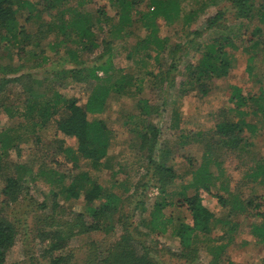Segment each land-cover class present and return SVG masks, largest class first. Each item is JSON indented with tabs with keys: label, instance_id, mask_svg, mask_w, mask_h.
I'll use <instances>...</instances> for the list:
<instances>
[{
	"label": "rangeland",
	"instance_id": "374dc122",
	"mask_svg": "<svg viewBox=\"0 0 264 264\" xmlns=\"http://www.w3.org/2000/svg\"><path fill=\"white\" fill-rule=\"evenodd\" d=\"M30 1L36 5L34 11L29 14V11L22 10L18 22L25 28L33 44V37L39 34L37 32L46 29L45 24L41 27L36 13L41 16V21L56 22V17L51 16L55 15L59 8H48L45 0ZM74 1L68 0L67 3L75 5ZM251 1H253L250 12L252 19L246 17L237 19L231 4L223 0H217L214 4H210L208 0H182L180 16L177 20L167 23L162 18L157 19L158 35L167 39L169 44L167 50L170 51L175 47L178 49L172 59L167 54L161 56V62L165 67L170 62L176 66V71L170 73L174 78L172 84L167 82L158 86V83H153L152 76H148L146 72L155 73L158 69L151 64L142 65L132 52V47L147 33L141 26L142 22L137 20L139 13L151 7L150 0L137 3L132 13L134 23L127 28L125 34L114 30L113 25H116V22L108 25L102 23L101 29L94 25L93 31L96 33L99 47L91 53H82L77 45L70 42L60 45L55 51L50 49L48 43L57 42L54 34L43 36L39 47L29 44L25 46L27 53L31 51L38 54L30 60L24 59V50L22 57L15 54L17 50L12 47L0 50V64L11 65L12 68L23 67L19 73L6 77H24L22 82L11 84L0 96V131L8 129L10 136L19 139L18 146L9 150L0 164L1 168L9 167L1 175L18 174V177H22L24 185L22 194L14 203H6V199L0 195V213L15 225L17 231L15 245L6 258L7 264H47L42 255L51 241L44 235L55 227L44 226L45 222L39 219L42 218L43 213L46 217L52 215L62 220H70L74 212L82 213L84 220L85 218L89 220L85 215V204L80 199L66 202L64 196L58 197L55 199L58 208L53 214L49 212L54 202L51 191H58L55 179L64 175L66 177L64 183L67 184L71 175L79 171H87L105 187L112 178V171H94L86 160L81 159L76 169L66 163L65 149H75V139L59 133L53 121L40 128L20 116L23 109L22 102L30 96L28 86L33 82L32 89L43 93L44 87L41 84L37 85V82L41 83L44 79L50 81L61 70L83 71L80 75L85 77L93 67L104 64L109 55L113 66V70L110 71L111 81L123 75L131 77L134 80V86L131 88L136 89L137 94L129 97L112 95L108 100L106 111L101 115H88V119L104 120L112 132L109 155L112 156L113 171L117 173L114 179L118 183L114 191L115 194H122L123 199L132 195L129 198L128 213L132 215L130 221L136 229L133 233L135 237L144 241L150 250L155 251L154 256L156 255V259L161 264H182L162 256L164 249L173 252L178 250L179 240L172 237V227H169L164 236L148 235V229L141 224V220L148 218L147 214L155 201L163 198L167 201H177L183 196L191 197L196 193L197 185L200 188L199 194L202 196L203 205L212 210L217 218L228 219L230 224H236V228L233 232H227V229L223 231L221 227L213 226L209 234H199L196 241L199 253L195 264H212L219 248L222 250L217 264H264V246L257 244L249 233L250 224L260 220L256 216L258 210L253 208L248 212L240 213L232 209L237 198L241 201L252 199L256 203L263 202L261 211H264V200H257L264 196V173L254 176L258 165H262L264 169V127L253 135L244 130L239 136L237 148L222 147L221 142L226 138L216 133L220 111L232 106L228 100L231 86L240 87L244 94H254L260 87H264V29L253 39L260 43L254 55L247 53L244 48L248 47L246 40L250 37L251 31L258 26L256 13L264 4V0ZM101 6L104 7L107 17L117 21L116 8L109 0H91L81 8V11L96 15ZM191 11L195 16L187 23L186 16ZM218 11L226 13V19L219 21L222 26L203 31L205 20ZM28 17L30 20L27 19ZM195 31H201V35H195ZM221 35L232 37L235 44L234 49H227L234 57L228 76L208 81L207 95L193 91L187 93L188 90L196 88L193 85H186V89L182 92L180 83L186 77L184 67L187 64H195L200 57V54L195 53L192 48L194 44L204 45ZM101 41L110 43V54H101L103 52ZM129 52H132L130 57H128ZM73 53L77 55L76 61L72 60ZM42 57L47 58L46 63H41ZM250 57H254L251 74L247 70ZM32 65L36 67L29 68ZM97 76L105 79L100 71H97ZM57 82L60 85L55 86V90L65 98L77 99L81 103L86 101L94 85L90 80L77 83L64 79ZM139 99L147 100L150 105L156 107V111L139 117L137 115ZM1 105L10 108L8 115L2 110ZM175 122L177 127H174ZM148 123L158 132L156 163L163 162L164 165L172 167L176 174V178L165 190L166 196L160 194L154 166L147 164L146 158L139 149V140L131 131L136 125L144 127V124ZM15 170H18L17 173L14 172ZM200 171L208 175L209 180L206 183L208 192L199 182L196 183ZM124 189H129V192H124ZM220 198L224 201V206L218 203ZM44 202L48 209L43 211L39 206ZM139 202H144V207L147 209L142 214L134 210ZM164 213L167 215L172 213L174 216L180 214L185 223H192L190 212L186 208L168 207ZM119 234L121 230L116 227L115 231L109 234L93 232L75 235L69 239L62 252L71 255L70 264H83L91 244L105 248L111 245Z\"/></svg>",
	"mask_w": 264,
	"mask_h": 264
},
{
	"label": "trees",
	"instance_id": "16d2710c",
	"mask_svg": "<svg viewBox=\"0 0 264 264\" xmlns=\"http://www.w3.org/2000/svg\"><path fill=\"white\" fill-rule=\"evenodd\" d=\"M45 1H47L48 8H59L57 13L51 16L56 17L57 21H41V16L36 13V18L40 21L41 27L45 24L46 29L37 32L39 36L33 37L32 44L25 28L20 26L18 18L22 10L29 11L30 14L34 11L36 5L30 0H0V50L9 47L15 48L17 50L15 54H18L19 57H22L24 50V59L30 60L37 57L38 54L31 51L27 53L25 46L29 44V46L39 47L43 36L54 34L57 42L55 44L48 43L50 49L55 51L60 45L70 42L77 45L82 53H91L99 47L96 33L93 31L94 25L101 29L102 23L108 25L111 22H116L117 24L113 25L115 26L114 30L119 33L122 31L125 34L127 28L134 23L133 10L136 8L137 3L143 0H109L110 4L116 8L117 21L106 16L103 6L97 10L96 15L81 11V8L91 0H75V5L68 4V0ZM181 1L150 0L151 7L147 11L139 13L137 20L142 22L141 26L147 33L143 39H139L132 47V52L133 55L138 57L137 60L142 65L151 64L158 69L155 72L156 74L150 71L146 72L148 76H152L153 83H158V86L167 82L173 83L174 78L171 77L170 73L176 71V66L173 62H170L165 67L161 62V56L167 54L172 59L178 49L175 47L170 51L167 50L168 41L158 35L156 21L158 18L164 19L167 23L177 20L180 16ZM208 1L210 4L217 2V0ZM223 1L231 4L233 14L237 19L241 17L252 19L253 16L250 15V12L253 8V1ZM136 14L138 16V13ZM194 16L195 13L191 11L186 16V22L189 23ZM256 16L258 17V26L251 31L250 37L246 40L248 47H244L247 53L253 55L260 45L258 40L253 41V39L264 29V4L257 11ZM29 17L28 20H30ZM225 19L226 13L218 11L205 20L203 31L220 28L222 25L219 24V21ZM200 32L195 31L194 34L200 36ZM101 45H103L101 54H110V43L101 41ZM192 48L195 53L200 54V57L195 64H187L184 67L186 77L184 81H181L180 88L184 92L186 85H193L196 88L188 90L187 93L193 91L201 95H207L209 87L206 83L213 79L227 77L232 69L234 57L228 53L227 49L235 48L234 40L228 35H221L211 39L204 45L196 43ZM132 52H129L128 57ZM76 58L77 55L73 53L72 60L76 61ZM110 58L109 55L104 64L93 67L85 77L80 75L83 71L70 69L61 70L50 81L44 79L41 83L37 82V85L41 84L44 87L43 93L34 91L32 82L28 86L30 96L22 102L23 109H21L20 116L27 121H31L33 126L43 128L49 121H53L59 133L75 139L76 148H66L64 152V161L70 164L72 168H78L79 161L82 159L86 160L89 167L94 171H112L111 181L105 187L99 184L97 179L87 171H79L71 175L67 184L64 183L66 179L64 175H60L55 179L58 191H51L54 202L49 212L53 214L58 208L55 201L58 197L64 196L66 202L80 199L85 204V215L89 220H86V218L84 220L82 213L74 212L70 220L58 219L52 215L46 217L43 213L42 218L39 219L45 222L46 225L44 226L55 227L54 230L51 229L44 235L51 241L42 255L47 264H70L71 255L62 251L66 248L71 237L93 232L109 234L115 231L116 227L120 228L121 234L117 236L115 241L105 248H99L94 243L91 244L83 264H161L156 259V255L154 256L155 251L150 250L144 241L136 238L133 234L136 229L130 221L132 215L130 216V213H128L129 198L132 195L123 199L122 194H115L114 188L118 186V183L114 177L117 173L113 171L112 157L108 155L112 139L111 130L104 120L88 119V115L103 114L112 95L129 97L137 94L135 93L136 89L131 88L134 86V80L131 77L123 75L119 79L111 81L110 71L113 70V66ZM253 60L254 57L248 59L250 63L247 68L249 74L252 71ZM46 61L47 58L42 57L41 63H46ZM35 67V65H32L29 68L33 69ZM22 68V66L12 68L11 65L0 64V96L11 84L22 82L24 77H6V75L19 73ZM97 71L103 73L104 80L97 76ZM64 79H70L71 82L77 83L90 80L94 83L84 103L77 99H67L55 90V86L59 87L60 85L57 80ZM228 100L232 106L227 110L220 111L216 133L226 138L221 142L222 147L237 148L240 141L239 136L244 130L253 135L264 127V87H260L258 92L254 94H244L240 87L233 85L230 87ZM1 106L3 107H1L2 110L8 115L10 108H6L5 105ZM137 110L139 112L137 115L143 117L145 114L149 115L156 111V107L150 105L147 100L139 99ZM253 119H256V121H253ZM174 127H177L176 122ZM131 131L136 134L139 140V149L146 158L147 164L154 166V175L157 177L159 185L158 189L160 194L164 196L166 188L176 178V174L172 167L164 165L163 162L156 163L157 130L148 123L144 124V127L143 125H136L131 128ZM9 132L8 129L0 131V164L7 156V152L18 146V137L10 136ZM8 168H1L0 166V195L6 199V203H14L22 194L23 179L20 176L18 177V174L2 176L1 173H4V170ZM17 171L14 172L17 173ZM262 173H264V169L262 165H258L254 176L257 177ZM199 174L196 183L199 182L202 188L208 192L206 186L209 180L208 175L206 172L202 173V171ZM199 189V186L196 185L195 194L191 197L183 196L178 198L177 201H167L164 198L155 201L152 209L147 214L148 218L141 220V224L148 229V235L164 236L169 227H172L171 235L178 238L179 246L175 252L164 249L162 256L167 257L169 260L173 259L182 264H195L199 253L196 245L199 234H209L213 226L221 227L223 231L227 229V232L235 231L236 224H230L228 219L217 218L212 210L203 205ZM124 190V192H129V189ZM259 199L264 200V196L259 197L257 200ZM218 203L224 206V201L221 198L218 199ZM262 203H256L252 199L241 201L236 198L232 209L240 213L248 212L249 209L253 208L258 210L256 216L260 220L250 224L249 233L257 244L264 246V211H261ZM39 207L43 211L48 209L45 202L41 203ZM168 207L186 208L190 212L192 223H185L183 218L179 216L180 214L175 216L172 213L165 214L164 210ZM134 210H138L142 214L147 209L144 207V202H139L135 205ZM16 236L15 225L0 213V264H7L6 258L15 245ZM221 250V248L218 249L212 264L218 263Z\"/></svg>",
	"mask_w": 264,
	"mask_h": 264
},
{
	"label": "crops",
	"instance_id": "0c3cea01",
	"mask_svg": "<svg viewBox=\"0 0 264 264\" xmlns=\"http://www.w3.org/2000/svg\"><path fill=\"white\" fill-rule=\"evenodd\" d=\"M112 140V139H111ZM111 144H112V142H111ZM111 147V146H110ZM109 150H110V148H109ZM109 150H108V155H109ZM110 156V155H109ZM112 157V156H111Z\"/></svg>",
	"mask_w": 264,
	"mask_h": 264
}]
</instances>
